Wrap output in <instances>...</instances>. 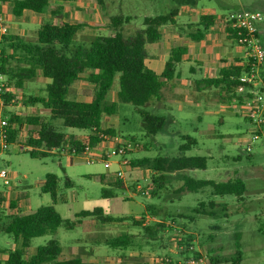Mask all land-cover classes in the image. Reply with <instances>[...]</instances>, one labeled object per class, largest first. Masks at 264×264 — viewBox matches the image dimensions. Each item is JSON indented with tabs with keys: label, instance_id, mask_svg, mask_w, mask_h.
Listing matches in <instances>:
<instances>
[{
	"label": "rangeland",
	"instance_id": "1",
	"mask_svg": "<svg viewBox=\"0 0 264 264\" xmlns=\"http://www.w3.org/2000/svg\"><path fill=\"white\" fill-rule=\"evenodd\" d=\"M97 3L100 6L99 13H102L103 17L124 15L131 18L123 28L124 35L129 41L133 39L136 31L144 27L145 17L178 12L183 4H189L197 9L214 6L217 8L218 18L227 12L239 9L259 11L263 15L259 30L261 44L264 47V0H103V3L98 1ZM194 13L200 18V12ZM181 28L185 33L188 31L185 27ZM163 30L165 36L167 27ZM30 34L33 35V31ZM82 36L80 35L81 40L77 39V42L88 45L94 39V35ZM188 36L189 34L185 39ZM29 38L27 40L33 39V37ZM177 42L175 44H178ZM161 65L164 68L165 63L162 62ZM154 67L160 69L159 66L154 65ZM260 72L264 77V63ZM86 84L89 83L85 82V79H79L75 84L76 88H71L70 97L89 98L94 90ZM118 89L117 78L111 93ZM45 90V82L32 79L26 81L25 90L20 94L24 97L35 93L42 95ZM178 92L175 94L178 97L176 100L165 99L161 105L160 103L153 105V102L143 106L120 103L119 118L115 122L111 121L110 126L115 128L119 140H125L129 144V158L201 155L207 157V167L184 170L186 174L198 179L215 181L243 178L247 191L240 198L225 196L229 202L226 211L221 210V205L217 207L219 212L217 216H207L195 211L200 202L203 200L207 202L210 198L209 188L178 194L172 189L179 186L180 181L172 178L174 187L160 190L153 180V175L141 167H128L125 178L122 179V186L115 188L107 185L108 189L114 191V195L104 197L102 190L105 184L101 180V175L106 174L109 169L102 162H89L82 156H70L62 151H49L47 156L33 157L31 152L20 143L11 144L7 150L0 149V169H7L13 176L9 190L0 179V192L9 197L5 198L6 207L10 205L12 199H17L16 203L18 201L14 210L16 213L32 212L42 205L54 204L64 218L70 219H74L77 212L95 206L110 208L112 214L147 211L145 205H154L159 209L157 218L148 215L144 221L149 224L152 221L164 220L168 224L160 234L161 240H150V243H145L146 239L144 241L139 239L143 242L140 244L145 246L142 249H115L104 244L98 245L95 249V258L100 264H103V254L107 252L121 256L123 253L128 255L129 250L133 253V257L141 256L150 264L163 260L174 263L179 257L185 264H190L189 261L192 259L197 260V264H234L232 258L237 255L238 250L245 256V261L242 260L239 264H264V129L260 132L261 138L253 142L252 150L247 151L246 147L251 141L249 138L253 127L250 119L244 116L242 111L240 113L236 106L234 107V99L233 104H229L223 99L220 88H213L207 95H200L199 91L192 92L197 100L190 104L185 100V96L189 95L188 91L183 89ZM208 97L216 99V102L210 104ZM16 108L23 117L39 114L50 120V113H45L44 110L28 109L22 104ZM143 112L164 116L167 120L166 130L156 135H148ZM51 122L64 132L80 133V129L63 126L59 118ZM27 129L28 126H25L20 142L26 140ZM186 134L194 137L197 144L182 152L179 147L185 142L182 135ZM116 159L117 156L112 158L113 161ZM115 167L116 164L110 169ZM49 173L56 174L59 178L55 202L50 193H45L41 189ZM106 177L109 181L116 180L112 175ZM67 181L70 182L69 185H66ZM141 218L143 215L137 219ZM85 220V224H79L73 229L60 226L55 235L45 234L33 238V248L57 237L62 245L74 248L77 255L89 258L92 255L90 253L92 236L97 235L102 229L99 228L100 223L94 226L91 218ZM184 225L197 233L195 235L194 231L192 232L195 237L190 247L184 241L189 234L185 232L188 227ZM119 229L141 231L140 228H134L129 224L124 226L122 223H112L105 234L115 235ZM143 236L146 237V233ZM14 246L12 235L0 232V247L9 251ZM1 260L3 256L0 252ZM113 263L134 264L131 261Z\"/></svg>",
	"mask_w": 264,
	"mask_h": 264
},
{
	"label": "trees",
	"instance_id": "2",
	"mask_svg": "<svg viewBox=\"0 0 264 264\" xmlns=\"http://www.w3.org/2000/svg\"><path fill=\"white\" fill-rule=\"evenodd\" d=\"M4 0H0V3ZM12 12L21 16L25 10L42 13L50 0H11ZM103 3V0H97ZM172 12L167 15L145 17L144 27L135 32L129 41L123 32V25L130 22V17L114 15L110 18L111 33L97 35L88 45L79 43L75 37L83 27L82 23H71L61 20L58 23L45 21L38 30L35 41H29L19 35H4L0 51V70L8 77V82L16 89L24 87V81L35 78L39 71L51 79L46 86L45 95H28L24 97L17 92L8 93L7 103L12 106L8 111L11 123L18 126L9 129V144H22L31 152L33 157L49 155V151L64 146L76 147L79 151L89 142L92 147L102 142L100 134L116 135L115 129L103 128L105 115L116 113L117 102L107 100L108 92L112 89L118 77L119 103H132L143 106L152 101L161 100L163 88L175 74V65L181 61L186 48L178 46L172 49L171 57L167 61L162 73L149 67L146 63L148 57L147 44L159 41L162 38L160 28L169 23H176ZM214 23V16L201 15L199 22L190 24L189 27H198L196 32H190L193 40H201ZM202 27V28H201ZM11 50V52H8ZM242 59L236 58L233 62L222 67L217 77L203 79L207 86L220 88L224 100L233 104V99L243 100V96L235 92V87L240 83L239 77L247 71L241 64ZM84 77V78H83ZM86 79L95 85L94 95L91 100L80 101L70 97L71 88L79 79ZM22 104L25 107L41 105L50 113V120L41 115L23 117L16 109ZM234 105H236L234 103ZM16 108V109H15ZM143 120L148 135H156L165 131L166 118L164 116L143 112ZM61 119L63 126L81 129L86 132L83 137L67 133L58 129L51 121ZM28 126V135L24 142H20L23 127ZM185 140L179 147L182 152L191 149L197 140L191 135H182ZM207 157L201 155L187 156H146L130 158V168L141 167L153 171V180L158 189L174 187L173 179L180 181L179 186L172 190L178 194L185 191H202L210 189V198L207 202H200L195 211L207 215L217 216V197L233 196L243 197L247 186L242 178L215 181L213 179H198L184 172L187 169L206 168ZM177 175V176H176ZM116 179V178H115ZM104 184L115 188L122 186V179L105 182L106 176L101 175ZM59 178L56 174L46 176L41 189L52 195L53 201L57 199ZM169 185H166L168 184ZM70 182L67 181L66 185ZM173 185V186H172ZM104 197H112L114 191L103 187ZM157 196V194H153ZM17 199L10 203L12 209L16 208ZM143 218L137 219L133 215L114 216L102 206L92 209H83L75 214L74 219L64 218L54 204L42 205L35 211L27 213L0 212V232L10 234L18 247L9 250L6 260L0 264H95L83 259L81 255L62 257L63 247L56 238L50 239L46 244L37 246L33 253H29L32 240L45 234H54L60 226L67 229L75 228L86 218L97 220L100 224L131 221L132 226L141 229L140 232L117 231L115 235L100 234L95 242L103 243L113 248L127 249L138 243V237L146 243L150 240H161V233L167 228L164 220H156L147 224L144 220L148 215L159 216V209L154 205H147ZM228 206L222 205L221 210ZM227 215V214H225ZM171 217H173L171 215ZM174 218V217H173ZM146 233V237L143 236ZM194 236L186 235L184 241L188 246L193 245ZM243 253L238 250L232 258L234 264H239ZM134 264H149L141 256H130ZM167 260L154 264H169Z\"/></svg>",
	"mask_w": 264,
	"mask_h": 264
},
{
	"label": "crops",
	"instance_id": "3",
	"mask_svg": "<svg viewBox=\"0 0 264 264\" xmlns=\"http://www.w3.org/2000/svg\"><path fill=\"white\" fill-rule=\"evenodd\" d=\"M13 2L11 0H4L1 2V8L4 12V16L6 18V24L9 27V31L7 34H1L0 33V51H1V45L3 41L4 35H19L22 36L25 39H30L29 37H33V39L29 41H35L37 38V33L41 25L45 21H53L54 23H58L61 20L68 21L71 23H82L83 27L80 28V30L76 34V41L81 40L80 35H94L93 38H95L97 35L104 34L108 35L111 33V27H110V18L107 15H104L102 13H99V4L96 0H50L49 5L42 13H37L32 10H25L21 16H15L12 12ZM89 12V14H88ZM193 12V13H192ZM194 12H200L201 15H212L214 16V23L209 26L208 30L206 31L205 36L201 40H193L191 36L189 35L188 38L185 39V36H187L190 32H196L198 27H189L190 24H195L199 22V17L196 16ZM218 11L217 8L214 6L210 7H202L200 9L194 8L190 6L189 4H183L182 7H180V11H178L175 15L176 23H169L160 28L162 32V38L154 43L147 44V51H148V57L146 59V63L149 67L156 70L158 73H162L165 69L167 61L171 57V51L173 48L181 46L186 48V52L182 55L181 61L177 62L175 65V74L172 79H170L167 83V85L163 88V96L161 100L152 101L153 105H160L163 103L165 99L169 100H176L178 97L175 96V94H178V90H187L189 95L185 96V100H187L188 103L195 102L196 97L193 96L192 92H200L201 94L207 95L208 93H211L212 89L215 87L207 86L205 83L202 82L203 79L206 78H213L217 77L219 74V71L222 67L228 65L229 63L233 62L234 59L239 58L242 59L244 53H242V50L237 46V44L233 41L230 35L227 34V31L224 28L223 21L218 18L217 15ZM199 14V16H200ZM129 23V22H128ZM125 23L123 25V28L128 24ZM166 34L164 36V30L163 28H166ZM181 27H185L188 31L183 30ZM181 28V29H180ZM202 28V27H201ZM196 30V31H195ZM33 31V35L30 34ZM32 35V36H30ZM183 35V36H182ZM83 37V36H82ZM83 39L86 40V38L83 37ZM184 39V40H183ZM92 41V40H91ZM177 41H180L179 43ZM79 42V41H78ZM178 44H175V43ZM80 43V42H79ZM8 52H11V50H8ZM233 59V60H232ZM165 63L164 68H162L161 63ZM155 66H159L160 69H157ZM119 76H117L118 78ZM117 78L115 82L117 81ZM32 79H38L39 81L45 82L46 86L49 82H51V79L48 77H45L41 74V71H39L38 75L35 78ZM29 79V80H32ZM27 81V80H26ZM24 81V87L20 91L25 90V83ZM119 81V79H118ZM85 82L89 83L86 85H89L93 87V90L95 89V85L85 79ZM114 82V83H115ZM76 83L72 86V88H76ZM216 89V88H215ZM191 90V92H190ZM118 91H113L111 93V90L108 92L107 100L111 102H117V109L116 113L112 115H105L103 118V128H113L111 127L110 123L115 122L119 118V108L120 103L118 101ZM26 92V91H25ZM46 94V90L44 91V94ZM169 94V95H167ZM32 95H38V94H32ZM40 95V94H39ZM86 95V94H85ZM91 95V96H90ZM89 98L83 99V98H77V100L80 101H88L91 100L94 93L90 94ZM111 95L113 97L111 98ZM193 96V97H192ZM88 97V96H87ZM182 98V97H181ZM193 98V99H192ZM209 103L214 104L216 102V99L208 97ZM151 103V102H150ZM223 102H220V104ZM199 104V102H198ZM226 105H229L228 103H225ZM28 109H41L44 110L45 113L48 112L47 109H45L43 106H29L26 107ZM39 114H34V116ZM115 129V128H113ZM116 132V130H115ZM67 133H73L78 135L79 137H83L86 132L80 129V133L76 132H67ZM25 148V147H24ZM72 160H69L71 162ZM146 171L150 172L151 175H153V171L151 169H145ZM106 176H110L111 172L109 171L104 174ZM106 177L105 182H110L107 180ZM243 179V178H242ZM108 184H105V187ZM109 186V185H108ZM126 187V186H125ZM124 187V188H125ZM107 188V187H106ZM10 194V193H8ZM233 197V196H228ZM227 198V197H226ZM225 197H217L216 202L217 206L227 205L229 202ZM221 203V204H220ZM106 212L112 214L110 212V208L106 209ZM146 209V205H145ZM120 210V209H116ZM146 211L134 213V212H124L121 214H112L114 216H123V215H133L136 218L143 215ZM86 220L84 219L79 224H85ZM93 225L95 226L99 222L97 220H93ZM114 223H122L124 226L126 224H129L130 226L131 221H125V222H114ZM113 223V224H114ZM78 224V225H79ZM112 225L110 224H100V227L102 230L96 232L97 235L92 236L91 239V245L92 249L90 250V253L92 254L89 258L83 257L84 260L93 262L95 264H100L96 261L95 254H96V246L102 245L103 243H97L95 242L96 236L100 234H105V231L107 228ZM168 225V224H167ZM186 226V225H184ZM136 228L135 226H132ZM188 227V226H186ZM58 230V229H57ZM129 231L132 233H137L134 231H130L128 229H119V231ZM104 233H103V232ZM140 231V230H139ZM194 231L195 235H197L196 231L187 228L185 229L186 233L192 234L194 237L195 235L192 233ZM57 233V231H56ZM54 233V235L56 234ZM109 235V234H106ZM57 238V237H56ZM59 240V239H58ZM138 243L134 247H129L127 249H142L145 248L144 245H141L138 237ZM60 241V240H59ZM15 242V246L13 249L18 247L19 242ZM90 242V241H89ZM61 243V241H60ZM146 243V241H145ZM62 245V243H61ZM105 245V244H104ZM86 246V244H85ZM108 246V245H107ZM63 247V253L62 257H70L77 255L74 251V248H68L64 245ZM110 247V246H109ZM37 247L33 248V245H31L29 249V253H33L36 250ZM113 248V247H112ZM117 249V248H115ZM92 251V252H91ZM0 252L2 253L3 260H6L9 256V251L6 249L0 247ZM7 252V253H6ZM99 252V251H98ZM103 264H114L113 262H133L131 259H128L129 256H132L133 253L130 252L129 254L123 253L121 256H114L111 253L103 254ZM243 262L245 261V256L243 254L242 256ZM241 260V261H242ZM155 263V262H154ZM152 263V264H154ZM242 263V262H241ZM150 264V263H149ZM169 264H185V262L179 257L176 259V261L173 263L171 261Z\"/></svg>",
	"mask_w": 264,
	"mask_h": 264
},
{
	"label": "built area",
	"instance_id": "4",
	"mask_svg": "<svg viewBox=\"0 0 264 264\" xmlns=\"http://www.w3.org/2000/svg\"><path fill=\"white\" fill-rule=\"evenodd\" d=\"M220 19L223 21L227 34L231 36L244 53L241 64L247 67V71L239 77L240 83L235 87V92L242 95L244 99L240 101L234 98V103L236 104L234 107L236 106L240 113L242 111L243 115L250 119L253 128L249 138L251 141L248 142L246 150L251 151L254 145L253 142L261 138L260 132L264 129V77L260 72L264 63V47L261 44L259 30V23L263 20V15L259 11L239 9L225 13ZM5 20L0 3L1 34H7L9 31ZM8 81V77L0 70V149L4 150H7L11 145L8 142L9 129L18 126L16 122L11 123L10 121L8 111L12 104L11 102L7 103L6 96L10 92H17L19 95L22 93ZM100 136L103 140L95 147L86 142L82 151L72 146L55 148L52 151H62L70 156H82L89 162H102L113 177L124 179L126 169L130 167V158L128 157L129 144L125 140H119L117 135L104 133L100 134ZM115 156L118 159L113 161L112 158ZM114 164H116V167L110 169ZM0 179L3 181L4 186L7 187V190H9L8 188L12 185V174L7 169H0ZM6 197L9 198L0 192V212H6V209L11 210L12 213L15 212L18 201L16 208L12 209L10 205L6 207ZM11 212L8 211L6 213ZM189 262L190 264H197L198 261L192 259Z\"/></svg>",
	"mask_w": 264,
	"mask_h": 264
}]
</instances>
